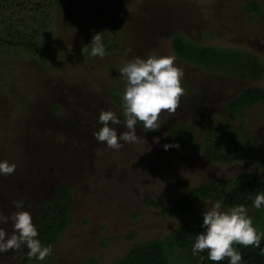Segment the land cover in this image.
<instances>
[{"label": "rangeland", "instance_id": "obj_1", "mask_svg": "<svg viewBox=\"0 0 264 264\" xmlns=\"http://www.w3.org/2000/svg\"><path fill=\"white\" fill-rule=\"evenodd\" d=\"M252 3L255 9L248 8ZM97 32L108 44L103 58L83 49ZM18 33L38 46L18 47ZM175 36L198 47L251 54L264 68V0L0 3V160L16 164L11 175L0 176V211H17L13 201H19L37 226L44 201H67L72 222L51 247L55 263L118 264L135 245L165 241L186 217L202 219L209 201L201 200L190 214L166 216L163 207L173 198L218 177L252 172L264 179V104L243 117L229 108L243 89L264 87V69L253 80L185 62L173 49ZM149 54L175 58L184 73V94L175 112H161L158 129L145 130L137 122V142L111 149L93 136L98 114L121 113L114 97L122 101L119 68ZM182 126L193 129L200 146L211 131L234 135L255 157L222 164L179 142L165 151L163 145L173 143L171 132ZM114 127L118 134L127 131L123 117ZM61 186L70 192L68 200L57 195ZM262 209L247 208L257 229ZM0 227L11 234L10 222ZM26 254L0 253V264H20Z\"/></svg>", "mask_w": 264, "mask_h": 264}, {"label": "trees", "instance_id": "obj_2", "mask_svg": "<svg viewBox=\"0 0 264 264\" xmlns=\"http://www.w3.org/2000/svg\"><path fill=\"white\" fill-rule=\"evenodd\" d=\"M4 0H0L3 3ZM248 8H256L252 3ZM111 26L115 24L111 22ZM15 45L22 48H35L38 46L33 40H26V34H16ZM173 49L176 55L185 62L228 74L234 77L251 76L253 80L261 78L263 71L258 59L248 53L238 50L216 47H198L185 41L181 36H175L172 40ZM108 47V44L105 48ZM116 102L122 105L120 96L114 95ZM258 103L264 104V87L253 86L245 88L230 102L229 108L235 116L243 117L244 113ZM139 122V121H138ZM142 124V122H139ZM143 125V124H142ZM172 144H187L196 150L203 149L205 156L212 162L232 164L242 161H250L254 156L253 149L244 141L237 139L231 134H221L211 131L204 136L203 146L195 138V133L190 126H182L170 134ZM176 184L182 185L181 182ZM257 192H264V179L252 172H242L233 177H218L204 184L190 189L186 194L179 195L172 199L171 203L163 207V214L166 216H182L195 211L201 200L223 199L222 207H231L236 204H243L246 208L252 207L251 198ZM60 198L69 199L70 192L65 187L56 190ZM153 201L151 200V203ZM71 207L67 201L58 198H50L43 202V208L38 215V239L44 245L53 247L57 244L62 234L72 222L70 214ZM264 210V209H262ZM250 216V215H249ZM253 217V216H251ZM256 218V217H255ZM258 228L262 234L260 247H264V221H260L259 214ZM258 221V220H257ZM202 219L186 217L168 236L165 241L155 240L143 245H135L118 261V264H228V258L219 262L207 259V249L200 253L205 257H193L191 246L198 232L202 231ZM242 254L243 264H264V255L260 249L253 246L234 245ZM32 260L26 254L20 264H57L51 259V255L43 261Z\"/></svg>", "mask_w": 264, "mask_h": 264}, {"label": "clouds", "instance_id": "obj_3", "mask_svg": "<svg viewBox=\"0 0 264 264\" xmlns=\"http://www.w3.org/2000/svg\"><path fill=\"white\" fill-rule=\"evenodd\" d=\"M103 32L94 33L89 45L83 47L92 57L103 58L106 48L102 37ZM130 49L126 50L127 52ZM170 55L149 54L144 58L135 56L127 60L119 68L124 81L122 93V111L118 115L111 109L102 110L97 117L99 129L93 132L98 142L105 143L111 149H119L123 143H135L137 122H142L145 130H155L160 127L159 117L162 111L175 112L179 106L180 97L184 94L181 80L183 70L174 63ZM127 131L117 133L115 125L121 124ZM178 144H164L167 151ZM16 168L15 163L0 160V176L11 175ZM252 207H264V192H257L251 198ZM17 211L5 215L0 211V224L11 223L12 232L7 233L0 227V253L8 251L27 250L30 258L43 261L51 254L50 245H44L38 239L39 233L28 210H24L19 201H13ZM223 199L204 201L201 213L202 231L198 232L191 246L193 257H205L200 253L207 249V259L219 262L228 258V264H243L241 252L234 246H253L260 249L264 255V247H260L262 234L253 224L243 204H236L227 209L222 207Z\"/></svg>", "mask_w": 264, "mask_h": 264}]
</instances>
